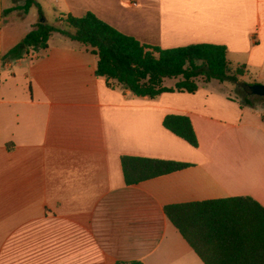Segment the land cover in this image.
Wrapping results in <instances>:
<instances>
[{
	"label": "crops",
	"instance_id": "1",
	"mask_svg": "<svg viewBox=\"0 0 264 264\" xmlns=\"http://www.w3.org/2000/svg\"><path fill=\"white\" fill-rule=\"evenodd\" d=\"M36 1L48 24L90 11L141 43L224 45L241 81L264 85V0ZM23 4L0 0V264H204L163 207L230 196L264 207V99L245 105L216 79L136 96L57 32L3 59L40 21ZM167 114L189 117L196 147L162 125ZM123 155L189 165L126 184Z\"/></svg>",
	"mask_w": 264,
	"mask_h": 264
},
{
	"label": "trees",
	"instance_id": "2",
	"mask_svg": "<svg viewBox=\"0 0 264 264\" xmlns=\"http://www.w3.org/2000/svg\"><path fill=\"white\" fill-rule=\"evenodd\" d=\"M42 9L36 0H24L22 9ZM56 25L36 22L24 37L10 48L3 59H16L47 47L50 35L60 33L89 47L97 56L95 74L112 79L136 96L154 97L162 92L197 90V80L228 81L242 103L253 106L245 83L244 65L232 67L226 47L214 43H190L161 48L141 43L94 13L80 16L59 14ZM166 78H179L173 87L163 84ZM252 84V83H251ZM162 125L189 145L198 140L188 116L167 114ZM126 184H134L189 165L186 162L150 157H120ZM174 225L204 264H264V207L249 196L168 204L163 207ZM114 264H142L139 260L116 261Z\"/></svg>",
	"mask_w": 264,
	"mask_h": 264
},
{
	"label": "water",
	"instance_id": "3",
	"mask_svg": "<svg viewBox=\"0 0 264 264\" xmlns=\"http://www.w3.org/2000/svg\"><path fill=\"white\" fill-rule=\"evenodd\" d=\"M40 21H44V18L41 17ZM248 91L251 94H255L258 96H264V85L260 83H252L247 86Z\"/></svg>",
	"mask_w": 264,
	"mask_h": 264
},
{
	"label": "rangeland",
	"instance_id": "4",
	"mask_svg": "<svg viewBox=\"0 0 264 264\" xmlns=\"http://www.w3.org/2000/svg\"><path fill=\"white\" fill-rule=\"evenodd\" d=\"M149 45H151V44H149ZM242 76V75H241ZM241 76H238V80L239 81H241ZM167 79H172V80H168V81H174V79H176V78H167ZM177 79H179V78H177ZM170 82V83H171ZM245 82V81H244ZM253 81H251L250 83H252ZM246 83V82H245ZM233 84V83H232ZM234 85V87H233V90H232V93H231V95L232 96H236V97H238V95L235 93V84H233ZM250 97H251V99H253L255 102H258V100H262V99H264V96H258V95H255V94H251L250 95ZM239 98V97H238ZM240 100H242L241 98H240Z\"/></svg>",
	"mask_w": 264,
	"mask_h": 264
}]
</instances>
